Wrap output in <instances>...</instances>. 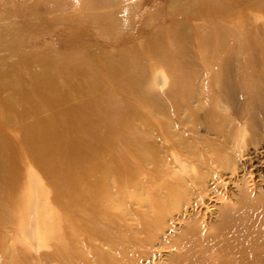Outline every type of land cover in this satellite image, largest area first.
I'll return each instance as SVG.
<instances>
[{"label":"rangeland","instance_id":"obj_1","mask_svg":"<svg viewBox=\"0 0 264 264\" xmlns=\"http://www.w3.org/2000/svg\"><path fill=\"white\" fill-rule=\"evenodd\" d=\"M14 78L36 109L0 136V264H264V0H0Z\"/></svg>","mask_w":264,"mask_h":264},{"label":"bare ground","instance_id":"obj_2","mask_svg":"<svg viewBox=\"0 0 264 264\" xmlns=\"http://www.w3.org/2000/svg\"><path fill=\"white\" fill-rule=\"evenodd\" d=\"M40 66H44V65H40ZM44 67H46L49 70L47 72L46 76H44V70L45 69L41 68L40 72L38 73L39 77H37V78H35V76L37 74H34V77L32 75H31V77H30V75H27V77L24 76L25 78L23 76H21V77L23 78V86H24V88L33 87V86H39V89L41 91L40 96H42L44 98V101H40L41 104H43V107H44L43 111H39L40 113H44L43 114L44 116L41 115L42 117L40 118V120H41L40 122L42 123V125H46L48 127L49 124H47L46 122H48L49 120H46V119H50V116H51L50 114L52 113V107L48 104V102H50L49 101V97L57 96L55 101L53 102V105H52L53 108L55 106L59 105V102L61 101L59 99V94L57 93L56 89H55L56 92H54V91L51 92V90H49L48 86H49V83H50V78H52V79H55V78L56 79H62V76H63L64 73L61 74V72H63L62 69H64V68L63 67H58L57 69H49L47 66H44ZM140 77L141 76L138 75L136 77V80H139ZM56 81H58V80H56ZM56 83H58V82H56ZM1 85H4L3 89L5 91V95H3V98H6V97L9 98V102H8L9 109H8L7 113L0 116V136H6V134L7 135H11L9 133L10 131H8L9 127H13L14 128V124H16V122L18 123V121H16L18 113L20 114V118H22L21 119L22 121H26V120L29 119L30 114L28 115V113H25V111L29 112V111H31L34 108L35 103H36L35 102L36 98H34L35 94H33V93L32 94L28 93L27 95H25V93H24L23 95H25V101L20 100L19 97H20V93H21V86H20V83L18 82V80L16 78L10 79L9 81H7L5 83L0 84V86ZM53 86H54V84H53ZM45 99H47L48 102ZM41 104L39 106V110L41 108ZM34 109H36V108H34ZM33 112L37 113V110H34ZM130 113L131 114L129 115V120H134V118L137 117V116H132V115L136 114L135 111L132 110V111H130ZM36 116L37 115H35V117ZM144 116H145V114H143V116H139V119H141L143 121L145 119V121H146L147 119ZM133 130H135L134 132L138 133V131H136V129H133ZM18 131L20 133H18V132H16V133H18L25 140H29V139L32 140L34 138V134H32L29 131H27V127L25 125H24V127L22 129H19ZM129 134H130V132L123 134L124 138L126 140H127V135H129ZM117 141L118 140H116V143H117ZM119 142L120 141H118V144H114V145H113V142L111 143V145L113 147V150L114 151H118L117 155L120 154V151H122V149H120L121 146L119 145ZM104 143H102V144H104ZM9 146H10V143H9L8 140L0 139V166H4V164H5V161H6L5 159L7 158L6 157V149H7L6 147H9ZM28 147L33 149L32 145H29ZM128 147H126L125 150H124V157L127 155V151H129ZM130 147H132V146H130ZM23 148L24 147H22V149ZM134 148H137V150H138L137 152H139V154L137 156L145 157V155L142 156V154L140 153L142 151H145L143 144L134 146ZM25 149H27V148H25ZM2 153H5V157L2 155ZM21 154H22V157H25L23 155L24 152H22ZM41 156L42 155L38 156L35 160L40 159ZM132 156H134V155H132ZM127 157H129V156H127ZM115 158L116 159H114V163H112L110 165H107L106 164L107 162H105L103 165L101 164L100 166H97V169H99L101 171L102 170L104 171V170L108 169L111 172V174L113 175V178H115L117 180V182H119V184L121 183L122 185L125 186L126 183H132L134 181V179H133L134 177H132V176L136 174L134 172V170L132 169V167H129L127 164L121 165V162H119L120 158H118V159H117V157H115ZM123 171H126L128 173L130 172V174H132V176H131L132 178L129 177V178L126 179L125 178L126 176L124 174H123V178H122ZM112 182H113V179H112ZM67 225H70V224L67 223Z\"/></svg>","mask_w":264,"mask_h":264}]
</instances>
